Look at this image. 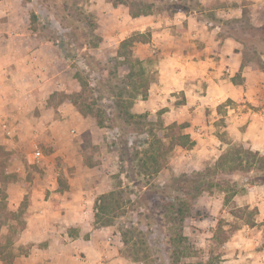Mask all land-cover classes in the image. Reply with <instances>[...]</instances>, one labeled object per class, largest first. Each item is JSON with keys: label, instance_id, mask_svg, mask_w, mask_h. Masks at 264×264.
<instances>
[{"label": "crops", "instance_id": "crops-1", "mask_svg": "<svg viewBox=\"0 0 264 264\" xmlns=\"http://www.w3.org/2000/svg\"><path fill=\"white\" fill-rule=\"evenodd\" d=\"M200 1L206 7H212L199 12H161L139 17L131 16L126 9L123 11L113 7V10H109L115 20L112 30L104 35V28L98 29L103 38L102 43L114 47H119L125 38L135 32H151L150 41H136L132 49L141 60L156 57L158 75L150 84L148 97L138 98L132 111L137 114L148 113L151 120L161 119L166 125L172 122L189 123L185 131L191 134L196 144L190 149L177 147L172 167L159 172L162 183L179 171H188L191 166L200 168L202 164L219 159L229 147L228 140L264 154V70L250 64L243 66L245 44L224 34L225 29L209 18L210 13L215 17L240 18L248 10L255 24H264V0ZM214 4L219 6L213 7ZM58 48L51 42L36 39V33L30 25L29 10L22 0H0V101L4 104L5 113L14 119L28 110L49 115L48 121L42 126L50 129L56 143L60 144L70 127L79 136L88 129L93 132L96 123L90 116H83L72 102L63 101L48 107V99L56 92L57 82L62 80L53 71V64L58 59L56 57L64 56ZM34 56H37V60H33ZM62 73L65 76L68 74L65 68L61 69ZM80 90L81 85L74 84L72 91ZM72 91L66 90L65 93ZM51 112L55 116H51ZM34 116L37 123L43 121L40 114ZM220 120L223 121L222 126H219ZM62 125L64 130L59 133L57 128ZM99 129L104 127L98 125L97 132ZM0 140L8 146L15 144L13 139L3 136ZM82 142L81 139L76 146L67 142L66 151L61 153L71 166L75 165L78 169L83 165V155L80 152L79 157L74 153L82 147ZM61 154L52 153L47 158L51 160ZM234 175L235 180H238L239 174ZM81 182L83 179L77 181L72 178V187L64 193L74 194L76 198L80 196L79 199L83 197L89 204L90 200L84 198L87 186ZM47 186L44 185V191ZM240 187L233 199L239 206L256 207L258 212L253 226L243 224L224 243L223 257L227 258L224 263L264 264V181L253 185L243 183ZM84 188L86 191H83ZM206 194L205 208L215 214L214 194ZM201 198L198 202L203 207L200 205L203 204ZM61 199L57 205L52 204L46 196L39 199L35 193L33 197L34 212L25 237L30 241L45 243L37 246L35 255L32 253L26 259L29 264H52L57 259L58 231L56 227L50 230L54 221L59 219L79 224L84 221L82 216L79 217L80 212L77 217L71 215L69 208H73L77 214L75 209L79 211L73 200ZM78 202L81 207L82 200ZM223 205L224 198L221 208ZM53 207L65 208V212L58 210L55 214L56 211L52 212ZM82 229L81 225L80 231ZM105 234L98 233L97 238V229H94L88 238L79 234L74 240L83 239L80 246L85 252V263L97 264L105 254L112 257L106 264L119 262L115 257L120 251L115 247L107 248L103 237Z\"/></svg>", "mask_w": 264, "mask_h": 264}, {"label": "rangeland", "instance_id": "rangeland-1", "mask_svg": "<svg viewBox=\"0 0 264 264\" xmlns=\"http://www.w3.org/2000/svg\"><path fill=\"white\" fill-rule=\"evenodd\" d=\"M113 1L118 0H22V3L28 8L30 15L34 10L39 14L38 21L33 25L34 28L31 27L33 32L36 33V39L42 42H51L59 46V51L64 55L63 57H56L58 59L53 64V71L58 73L57 75L62 79L57 82L58 88L55 91L64 93L66 90L74 91V84L81 85L78 78L79 75L90 83L83 98L88 102L95 101L97 104V97H99L98 99L105 104L106 110L111 113L108 122L113 129L111 131V129L104 128L99 129L97 132V120L95 117L90 116L96 123V128L93 132L88 129L78 136L70 127L63 143L60 142L59 144L56 143L55 136L51 134L50 129L47 130L42 126L45 121H48L49 115H43L39 111L30 112L28 110L29 112L27 111L17 118L19 123H23L24 125L21 137L13 139L15 144L9 146L3 144L0 140V145L10 152L8 155V172L13 175L12 180L7 183L5 189L7 195L2 200V204L5 206L7 212L14 213L12 214V218H9L7 223L0 227V264H29L26 259L30 258L32 253L34 254V251L38 248L37 246H42L45 243L30 241L25 237L28 223L34 212L32 211V205L35 193H37L39 199L46 196V198L51 199L52 204L57 205L61 203V198L73 200L79 211L75 209L78 212L77 214L73 208H69L71 215L77 217L80 212L79 217L82 216L84 219L81 224L78 222L58 221L59 219H57V222L54 221L50 225L51 227L49 226L50 230L56 227L58 231V247L55 250L58 257L52 264H88L85 263V252L80 246L83 239L80 238L77 242L74 240H77L79 234L83 235L85 239L88 238L89 234L94 232V229H97V238L99 237L98 233L108 234L103 236L106 239L107 248L111 249V247H115L119 249L120 254L115 257V259H119L117 264H174L173 260L169 257L167 246L162 236L152 238L149 242L147 252L150 253V257L146 258L143 252H134L131 250V245L129 247L124 245L122 235L116 226L95 225L93 207L99 195L114 189H121V187L128 190H136V187H138L126 178L128 164L117 162L121 154V151H119L120 146L116 145L112 147L110 143L129 138L125 146L133 152L132 146L129 147L130 144H137V141L142 136V132L145 131L147 133V128H150L147 122H145L143 128L146 130H142L141 133L137 129L142 126L137 124L135 126L132 125L131 129L120 130L117 127L118 121L116 119V114L119 110L112 105L111 100H108L109 98L107 99V92L100 94L103 92L102 88H100L101 92L97 91V81L101 78L100 80H106L108 85H118L120 88H115V91L121 89L124 91V98L129 100L128 92L131 91V86L125 85L124 80L125 82L128 80L126 76L131 70L136 73L144 71L143 77L146 80H150V84L158 75L156 57L141 60L138 56L134 55L130 60L125 62L124 57H119L116 54L120 46L104 45L102 43L103 38L97 43V38L91 35L90 27L86 26V17L94 21L95 35H99L98 29L100 27L104 28L103 34L106 35L112 30L115 22L109 10H113V7H119L120 10L130 11L127 5L119 4L115 6ZM65 4L68 6L67 10L65 9ZM215 6L218 7L219 4H214L213 7ZM207 7H212V5H208ZM81 12H83V15L80 14ZM161 12L157 10L154 13ZM209 18L214 22L217 21L216 23H219L225 29L224 34L243 39L245 41L243 49L248 54L249 64L264 70V24H255L253 20L249 21V18L247 19L245 16L240 18L220 16L215 19L209 16ZM97 61L101 62L103 67L99 79H97ZM64 68L68 73L66 76L65 73L60 74L61 69L63 70ZM123 78L124 80L122 81ZM134 79L137 81L138 76H135ZM73 91L72 93L77 92ZM52 95V98L48 99V107L52 105L56 106L58 103L59 95H56L54 98ZM138 98L143 97L140 95ZM35 114L37 116L40 114L43 121L37 123ZM51 116H55V113L51 112ZM121 121L125 125L124 120ZM141 121L144 122L145 120ZM148 121L154 123L153 127L155 130L159 129L161 119L151 120L148 116ZM222 124L223 121L220 120L219 126H222ZM63 128V125L57 128L59 133L64 130ZM2 136L3 133L0 129V138ZM81 139L83 141L82 147L78 149L77 153H74L79 156L81 152L80 154L83 155V165L78 169L75 165L71 166L61 153L66 151L68 147L67 142L69 145L76 146ZM34 142H37L44 154V157L40 161H36L32 156L35 148ZM233 144L226 149V151L229 150L231 152V155L227 159L220 158V156L215 161L202 164L200 168L191 166L188 168V171H179L167 180V182H170L176 178L183 177V173H188L194 177L196 176V172L207 171V168L214 169V171L208 174L207 178L211 179L209 181H212L211 183L214 184L213 188L215 191L211 194H214L215 203H213V207L215 208V214H212V212L205 208L207 205V194L204 192L201 195L203 197H200L203 202L200 205L203 207L199 206V202L197 201L192 209L191 216L185 220L184 233L191 239L195 249L190 256L182 259V261L194 264H225L224 262L227 261V258L223 257V253L225 252L224 244H219L215 238L218 222L224 219L227 222V224L224 223L226 229H229L233 224L243 227L238 222H233L230 212V207L236 201L235 199L228 201L221 208L225 192L230 193L236 191L237 188H242L240 185L246 181L242 180V178L246 175L250 179H255L257 176H259L258 180L264 179V160L256 159L253 161L252 159H246L241 162L238 158L245 157V151H235L236 146ZM177 147L168 156V164L163 169L170 168L174 164L173 157L176 154L175 150ZM241 150H245V148L243 147ZM52 153L61 155L54 156L53 159L48 160L47 156ZM221 163L225 164L220 165ZM249 168L250 171L248 172L247 169ZM235 173L239 174L238 180L234 178ZM158 175L159 173L155 179L161 182ZM72 178L77 181L83 179L81 183L87 186L84 198L90 200L89 204H86L87 200L83 199V197L79 199L80 196L76 198L74 194L65 195L64 191L72 187ZM44 185H49L46 191L43 190ZM83 191H86V188ZM77 194L80 195L79 193ZM78 200H82L83 202L81 207ZM63 209L53 207L52 212L56 211L55 214H57L58 210H61L64 213ZM130 213L131 211L123 212L116 218V221L119 223L129 220ZM52 216L55 219L54 214ZM81 225L84 228L81 230L84 231L82 233L80 231ZM151 232H147L148 237H152L153 233ZM156 233L158 232L156 231ZM148 237L145 240L148 241ZM77 255L80 258L77 259ZM110 259L112 260L111 256L102 255L97 264H106Z\"/></svg>", "mask_w": 264, "mask_h": 264}, {"label": "trees", "instance_id": "trees-1", "mask_svg": "<svg viewBox=\"0 0 264 264\" xmlns=\"http://www.w3.org/2000/svg\"><path fill=\"white\" fill-rule=\"evenodd\" d=\"M115 6L119 4H125L130 9V14L133 17H139L143 15L153 14L155 11H166L169 14L176 12H199L205 10L207 7L202 4L200 0H118L113 1ZM65 9H68L67 4L64 5ZM83 15V12L80 13ZM69 16V14H68ZM213 19L216 17L213 13H210ZM246 17L251 21V17L248 14V10H245L243 17ZM39 14L36 10L31 12L30 25L34 28V24L38 21ZM86 23L91 29V35L97 38V43L102 40V37L95 35V23L92 19L86 17ZM217 22V21H216ZM215 22V23H216ZM214 23V22H213ZM151 32L145 33L135 32L129 37L125 38L118 49L117 55L124 57V61L127 62L131 57L134 56L132 46L136 41L147 42L151 40ZM232 36V35H231ZM238 41L245 44L243 39L233 36ZM246 40V39H245ZM264 53V52H263ZM243 66L249 64L248 54L244 51ZM101 62L97 61V79L100 78V72L102 70ZM264 68V67H263ZM144 71L133 72L132 70L128 73L127 81L125 85L131 86V91L128 92L129 100L124 98V91L121 89L115 91V88H120L118 85H108L106 80L97 81V91L107 92V99L111 100L113 106L119 111L116 114L118 121L117 127L120 130L131 129V126L135 124L142 126L138 127V131L141 133L143 124L147 122L148 132H142V136L137 141V144H130L133 152L129 150L125 143L129 141L126 138L122 141H112L110 146L119 145V151L121 154L117 160L118 163H127L128 169L126 170V178L129 182L138 186L135 189H114L106 193H102L97 197L94 202V218L95 225L97 226H116L122 235V241L126 247L131 245V250L137 253L143 252L146 258L150 257L148 253L147 245L152 238L162 236L165 241L169 257L173 260L174 264H194L182 259L190 256L194 252V244L191 239L184 233L185 220L191 216L192 209L204 192L214 193V184L209 181L207 176L214 169L207 168V171L196 172L194 177L188 173H183L180 178H176L170 182H159L156 181L155 177L157 174L168 164V156L177 147L181 146L184 148H193L196 141L192 138L191 134L185 131V128L189 126L188 122H172L166 125L163 121L159 123V129L155 130L153 122L148 121L147 113H134L132 107L138 96L147 98L150 89V80H146L143 77ZM138 76L137 81L134 79ZM125 77V76H124ZM81 83V90L75 93H64L56 91L53 93V98L59 95L58 103L63 101L72 102L79 112L83 116H92L97 120V124L100 127L113 129L109 124V111L106 110L105 104L102 103L97 97V104L94 102H88L83 98V95L90 83L85 81L78 75ZM52 98V97H51ZM183 102V101H182ZM57 103V104H58ZM97 105V106H94ZM139 118V120H137ZM145 120L144 122L141 120ZM124 120L125 125L122 124ZM126 127V128H124ZM227 140V139H226ZM229 146L233 143L237 152L245 151V157H240L238 160L241 162L252 159L255 161L264 160V154L259 151H254L249 147L241 143H235L228 140ZM121 144H124L121 146ZM233 144V145H234ZM245 150H241L242 148ZM118 150V149H117ZM9 151L4 146L0 145V227L7 223L9 218H12L11 212L5 210V206L2 204V200L6 198V186L13 178L8 172V155ZM231 155V152L227 150L221 155L220 158H226ZM225 164V163H224ZM221 163L220 165H224ZM216 171V170H215ZM250 171V168L247 169ZM246 181L244 184L253 185L263 180H258L259 176L255 179H250L247 175L245 176ZM143 185V186H142ZM190 187V188H189ZM235 195V191L227 193L225 192L224 203L232 201ZM127 208V209H124ZM130 213V219L126 221L117 222L116 218L123 212ZM231 215L233 216V222L239 223L240 225L248 224L253 226L255 224L254 217L258 212L256 207L239 206L236 201L232 203L230 207ZM224 223L227 222L224 219L219 220L218 227L215 231V238L219 244H224L231 238V236L241 226L237 224L231 225L229 229L224 227ZM151 232L152 237H148L147 232ZM158 232L155 234V232ZM161 234V235H160ZM148 237L149 240H145ZM11 240V239H9ZM131 252V251H130ZM129 254L131 255V253ZM12 264V263H9Z\"/></svg>", "mask_w": 264, "mask_h": 264}, {"label": "built area", "instance_id": "built-area-1", "mask_svg": "<svg viewBox=\"0 0 264 264\" xmlns=\"http://www.w3.org/2000/svg\"><path fill=\"white\" fill-rule=\"evenodd\" d=\"M33 60H37V56H34ZM243 105H246V103L243 102ZM23 128L24 125L22 123H19L12 115L5 113L4 104L0 101V129L2 130L3 136L9 139L20 138L21 133H23ZM34 146L32 156L36 161H40L44 157V154L37 142H34ZM76 258H80L79 255Z\"/></svg>", "mask_w": 264, "mask_h": 264}]
</instances>
